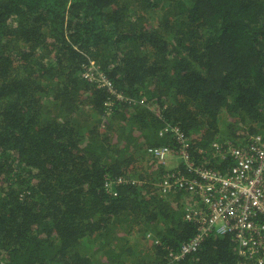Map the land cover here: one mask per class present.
<instances>
[{
  "label": "trees",
  "instance_id": "obj_1",
  "mask_svg": "<svg viewBox=\"0 0 264 264\" xmlns=\"http://www.w3.org/2000/svg\"><path fill=\"white\" fill-rule=\"evenodd\" d=\"M167 123L198 164L264 137V0H0V264H255L232 234L174 259L199 233L160 189Z\"/></svg>",
  "mask_w": 264,
  "mask_h": 264
},
{
  "label": "built area",
  "instance_id": "obj_2",
  "mask_svg": "<svg viewBox=\"0 0 264 264\" xmlns=\"http://www.w3.org/2000/svg\"><path fill=\"white\" fill-rule=\"evenodd\" d=\"M160 135H171L174 142L150 149L165 171L160 189L165 195L180 191L190 196L193 204L187 206L186 218L199 233L174 259L198 251L212 234H232L239 256L264 264V137L245 131L237 134L235 142L215 140L200 150L198 164L191 155L190 139L180 127L167 123ZM211 163L230 165L218 170ZM123 182L127 181L116 183Z\"/></svg>",
  "mask_w": 264,
  "mask_h": 264
},
{
  "label": "rangeland",
  "instance_id": "obj_3",
  "mask_svg": "<svg viewBox=\"0 0 264 264\" xmlns=\"http://www.w3.org/2000/svg\"><path fill=\"white\" fill-rule=\"evenodd\" d=\"M90 62H91V68L88 72H86L84 74L85 77H87L89 80H92L94 81L95 79H97L95 77V74L97 72H99V68L97 67V65L95 64V62L91 59L90 57ZM100 83H103V84H106V83H109L108 82V79L107 77H103V75L100 73V78L98 79ZM121 97V96H120ZM107 120H109L107 118ZM107 121L104 120V122H102V131H106L107 130ZM142 168H144L145 170L148 169V165L146 163H142ZM129 240H130V244L131 246H134L135 249H138L139 247L142 248V249H149L150 248V245H151V241H150V238H145L139 233V232H135L133 234H131L129 237Z\"/></svg>",
  "mask_w": 264,
  "mask_h": 264
},
{
  "label": "clouds",
  "instance_id": "obj_4",
  "mask_svg": "<svg viewBox=\"0 0 264 264\" xmlns=\"http://www.w3.org/2000/svg\"><path fill=\"white\" fill-rule=\"evenodd\" d=\"M109 82V81H108ZM102 86H108L107 84H103L102 83ZM111 90V89H110ZM112 91V90H111ZM122 98V97H121ZM241 133H245L244 131H242Z\"/></svg>",
  "mask_w": 264,
  "mask_h": 264
}]
</instances>
